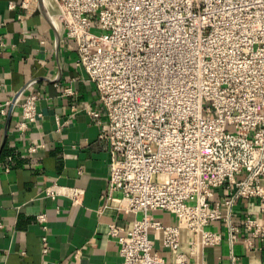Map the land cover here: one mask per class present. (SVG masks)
<instances>
[{
  "label": "built area",
  "instance_id": "2783aa9c",
  "mask_svg": "<svg viewBox=\"0 0 264 264\" xmlns=\"http://www.w3.org/2000/svg\"><path fill=\"white\" fill-rule=\"evenodd\" d=\"M52 1L98 95L88 114L107 143L108 189L121 194L111 198L136 216L128 229L109 225L121 264H205L202 250L222 240L219 221L231 241L240 228L264 239L263 220L232 222L238 200H258L264 215V0ZM21 6L26 19L46 4ZM36 99L20 103L18 131L35 122ZM156 211L180 225L154 219ZM36 217L45 229L46 215ZM153 230L171 260L154 251Z\"/></svg>",
  "mask_w": 264,
  "mask_h": 264
},
{
  "label": "crops",
  "instance_id": "0c3cea01",
  "mask_svg": "<svg viewBox=\"0 0 264 264\" xmlns=\"http://www.w3.org/2000/svg\"><path fill=\"white\" fill-rule=\"evenodd\" d=\"M21 1L0 0V105L5 108L0 111V264H121L109 225L128 229L136 216L111 198L119 192L108 189L107 143L88 114L97 107V92L75 64L73 43L53 20L49 5L54 2H45L46 17L40 9L22 19ZM10 2L16 7L9 9ZM30 93L37 94V116L25 131H18L20 103ZM30 145L39 149L29 153ZM74 190L80 193L77 202L70 197ZM39 213L46 215L45 229L37 220ZM248 215L264 221L258 200L235 203L234 224ZM152 217L180 225L168 212L156 211ZM212 226L222 240L202 250L205 264H264V239L240 228L231 241L225 222ZM150 232L154 251L171 260L161 234ZM180 239L182 251L191 257L183 246L188 241L183 227Z\"/></svg>",
  "mask_w": 264,
  "mask_h": 264
},
{
  "label": "bare ground",
  "instance_id": "6f19581e",
  "mask_svg": "<svg viewBox=\"0 0 264 264\" xmlns=\"http://www.w3.org/2000/svg\"><path fill=\"white\" fill-rule=\"evenodd\" d=\"M45 2H48L49 0H44ZM48 5H49V2H48ZM54 6H50L49 5V10L51 11V14H54V18L55 19H53L54 20V22L58 25V22H57V17H56V14H55V11H54V8H53ZM42 10L44 11V13H46L47 14V11H46V8L45 7H42ZM48 19H50V18H48Z\"/></svg>",
  "mask_w": 264,
  "mask_h": 264
},
{
  "label": "water",
  "instance_id": "95a60500",
  "mask_svg": "<svg viewBox=\"0 0 264 264\" xmlns=\"http://www.w3.org/2000/svg\"><path fill=\"white\" fill-rule=\"evenodd\" d=\"M42 9V8H41ZM42 12H43V14L45 15V17H46V14L44 13V11L42 10Z\"/></svg>",
  "mask_w": 264,
  "mask_h": 264
}]
</instances>
